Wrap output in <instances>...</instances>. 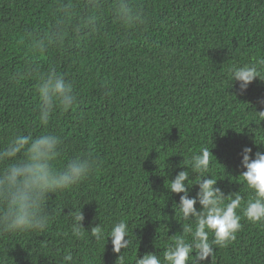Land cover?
Masks as SVG:
<instances>
[{
    "label": "trees",
    "instance_id": "obj_1",
    "mask_svg": "<svg viewBox=\"0 0 264 264\" xmlns=\"http://www.w3.org/2000/svg\"><path fill=\"white\" fill-rule=\"evenodd\" d=\"M135 2L149 18L146 30L121 29L111 0H103L100 34L80 43L72 35L77 19L67 23L61 9L71 4L79 14L84 0H0V148L11 134L47 132L65 143L57 167L78 154L99 162L87 180L49 194L54 219L44 232L0 237V264H65L69 251L75 264H115L110 238L71 237L68 213L78 208L86 231L126 220L133 241L121 250L126 264L149 252L162 257L184 223L173 206L181 194L168 191V180L204 146L214 156L208 175L216 186L248 199L239 180L242 149L264 152V120L254 112L264 110V81L255 79L239 94L227 68L264 56V0ZM58 28L68 33L62 47L47 56L28 51L27 36L47 39ZM32 62L55 63L77 96V104L58 110L46 127L37 121L34 82L8 79ZM197 190L193 185L189 196ZM241 224L235 240L213 246L212 264H264V225L243 216Z\"/></svg>",
    "mask_w": 264,
    "mask_h": 264
},
{
    "label": "clouds",
    "instance_id": "obj_2",
    "mask_svg": "<svg viewBox=\"0 0 264 264\" xmlns=\"http://www.w3.org/2000/svg\"><path fill=\"white\" fill-rule=\"evenodd\" d=\"M73 7L70 4L61 9L67 23L70 24L73 17L77 19L72 35L82 43L100 34L101 12L105 8L103 0H84L79 14L72 10ZM109 7L114 23L121 29H147L149 18L135 0H111ZM67 39L68 33L59 28L50 31L47 39L36 41L26 37L28 51L35 56H47L50 51L62 47ZM227 75L231 86L237 82V92L243 94L255 79L264 81V56L250 63L230 65ZM8 79L13 85L25 80L34 82L40 126L46 127L58 110L68 111L77 104L73 83L55 63L47 67L28 63L12 71ZM254 112L260 121L264 120V110ZM64 151L63 138L47 132L38 136L14 133L8 137L0 148V237L30 231L44 232L54 219L49 211V194L79 185L98 167V161L82 154L57 167ZM213 157L210 147H201L198 153L191 155L185 170L168 180V191L181 194L179 202L173 204L175 214L184 221L181 234L171 236L162 257L145 253L141 257L136 256L135 264H212L215 261L213 246L223 248L236 239V234L243 227L242 216L252 224L264 225V152L253 154L250 147L242 149L241 166L245 170L239 175V180L250 193L247 200L239 192L226 195L216 186L215 176L208 175ZM188 167L196 174L195 181L190 179ZM193 185L198 190L195 196L190 197L189 190ZM81 209L68 213L72 221L71 237L79 240L88 234L95 241L105 243L110 238L112 252L116 254L115 264H126V255L121 250L133 243L126 220L113 222L110 230L98 223L86 231ZM210 234L213 236L211 240ZM63 261L75 264L71 251L63 256Z\"/></svg>",
    "mask_w": 264,
    "mask_h": 264
},
{
    "label": "bare ground",
    "instance_id": "obj_3",
    "mask_svg": "<svg viewBox=\"0 0 264 264\" xmlns=\"http://www.w3.org/2000/svg\"><path fill=\"white\" fill-rule=\"evenodd\" d=\"M142 129V128H141ZM158 172V171H157ZM154 176V175H153ZM155 180V179H154ZM163 182V181H162ZM192 196V195H191Z\"/></svg>",
    "mask_w": 264,
    "mask_h": 264
}]
</instances>
